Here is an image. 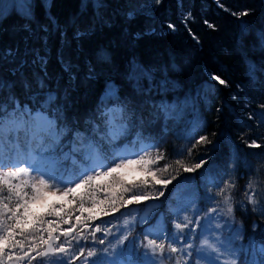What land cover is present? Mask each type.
Here are the masks:
<instances>
[{
  "label": "trees",
  "instance_id": "16d2710c",
  "mask_svg": "<svg viewBox=\"0 0 264 264\" xmlns=\"http://www.w3.org/2000/svg\"><path fill=\"white\" fill-rule=\"evenodd\" d=\"M26 3L31 6L30 16L25 15L28 8L15 5L0 10V81L12 85L11 92L21 105L36 109L44 104L50 115L58 117L64 129L62 151L57 149L61 166L72 168V159H63V153L70 151L74 133L84 132L90 121L99 122L98 109L109 85L118 89L126 104L130 125V133L116 144L131 145L142 138L154 145L148 149L153 155L165 154L160 167L173 164L170 174L176 179L166 188L157 186L163 196L132 204L93 224L109 228L119 217L134 213L136 222L122 247L135 246L130 259L139 262L145 258V250L138 246L145 234L159 233L164 239L174 233L178 219L199 218L193 223L200 226L188 232L196 248L209 236L206 229L220 225L215 235L231 241L238 264H261L264 50L255 36L264 30V0ZM242 12L248 14L240 16ZM245 26L246 34L241 31ZM8 52L15 55L7 56ZM37 53L47 61L45 66L33 62ZM133 64L150 73L139 87L128 75ZM213 74L226 80V85L211 79ZM22 80L30 82L31 88H23ZM8 95V89H0V100ZM49 97L51 105L45 104ZM200 136L208 137L210 143L198 145L189 155L188 149ZM252 140L261 147H249ZM178 159L189 166L201 159L207 163L194 172L181 169L177 175L174 161ZM224 181L235 184L228 203L217 195ZM249 181L257 192L256 205L247 201ZM212 208L217 211L209 217ZM96 235L113 241L112 233ZM185 242L177 241L176 246ZM89 245L91 241L81 242V246ZM177 254H167L165 264H173ZM197 258L193 251L192 264Z\"/></svg>",
  "mask_w": 264,
  "mask_h": 264
},
{
  "label": "snow or ice",
  "instance_id": "6c2138e0",
  "mask_svg": "<svg viewBox=\"0 0 264 264\" xmlns=\"http://www.w3.org/2000/svg\"><path fill=\"white\" fill-rule=\"evenodd\" d=\"M22 7L29 9L25 15L30 16L31 6ZM241 31L246 34L248 29L245 26ZM255 40L264 50V30L256 34ZM33 62L42 66L47 63L39 53ZM128 75L138 87L150 77L146 69L135 64ZM211 79L221 85L227 83L215 74ZM21 86L30 89L31 83L22 80ZM11 88L12 85L0 81V89L9 90V95L0 100V264H163L169 253L182 254L175 264H192L193 251L206 264H238L237 249L232 248L231 241L215 235L220 225L206 229L209 236L201 239L200 247L196 248L188 232H195L200 226L193 223V219L199 218L178 219L174 222L175 233L164 239L159 238V233L145 234L138 245L145 250V258L139 262L130 259L135 246L122 247L128 240L127 234L118 236L115 243L98 239L97 233L107 237L112 230L93 222L132 204L159 199L164 192L157 186L166 188L176 179L170 174L173 164L164 163L160 167L165 154L157 151L153 155L148 149L154 145L145 144L139 137L131 142V147L117 146L116 142L130 133V125L126 104L120 100L118 89L109 85L98 109L99 122L90 121L84 132L72 135L70 151L63 153V159H72L73 166L63 168L60 157L48 155L57 149L62 151L64 129L57 123L58 117L50 115L44 104L35 110L21 105ZM52 102L53 98L49 97L45 104ZM108 102H112V107ZM207 143H210L208 137L200 136L188 149L189 155L198 145ZM248 146L261 147L255 140ZM206 163L201 159L189 166L181 159L174 161L177 175L181 169L194 172ZM166 173L169 175L165 176ZM234 188L233 182L224 181L217 195L228 203ZM246 196L249 204L258 203L251 181ZM216 211L209 209V217ZM232 211L229 204L228 212ZM125 226L130 227L131 222L125 220ZM153 235L157 238H150ZM89 241L91 245L81 246V242ZM177 241L187 242L177 247ZM95 244L103 247L92 246ZM260 251L264 253V248ZM226 254L232 258L222 260Z\"/></svg>",
  "mask_w": 264,
  "mask_h": 264
},
{
  "label": "rangeland",
  "instance_id": "374dc122",
  "mask_svg": "<svg viewBox=\"0 0 264 264\" xmlns=\"http://www.w3.org/2000/svg\"><path fill=\"white\" fill-rule=\"evenodd\" d=\"M26 0H0V10L2 12H5L6 10H8L12 5H15L17 7H19L20 9L22 10H26L27 8L26 7H22V6H27L26 5ZM109 107H112L109 106ZM30 108V107H29ZM35 110V109H33ZM21 135H23L21 133ZM71 141V140H70ZM145 144H150L149 142L147 141H143ZM120 149H123L125 147H131V145H127L125 142H123L122 144L120 145H117ZM137 147H140V145H137ZM48 155H54L56 157H59V152L56 150L54 153H49ZM143 217H141L142 219ZM125 220H128L131 222V226L130 227H126L125 226ZM118 222H114L113 224H111V226L109 228H111L112 230V243H115L116 242V239H114L113 237L115 236L116 238L122 234H126L127 231H129V229L135 224L136 220H135V214L134 213H127L125 214L124 216L122 217H119V219L117 220ZM175 233V231H174ZM173 233V234H174ZM177 247H180V246H177ZM205 255H207V251L204 253ZM182 254L181 253H178L176 258L181 256ZM199 257V256H198ZM221 259L223 260L224 258L221 257ZM163 263L165 264V261L163 260ZM79 264H82V262H79ZM175 264V260H174V263ZM195 264H206V261L204 259H201V258H197L196 261H195Z\"/></svg>",
  "mask_w": 264,
  "mask_h": 264
}]
</instances>
